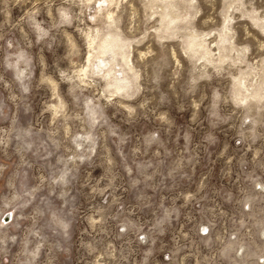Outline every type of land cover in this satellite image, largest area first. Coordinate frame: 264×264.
Returning <instances> with one entry per match:
<instances>
[{"label": "rangeland", "instance_id": "374dc122", "mask_svg": "<svg viewBox=\"0 0 264 264\" xmlns=\"http://www.w3.org/2000/svg\"><path fill=\"white\" fill-rule=\"evenodd\" d=\"M0 264H264V0H0Z\"/></svg>", "mask_w": 264, "mask_h": 264}, {"label": "bare ground", "instance_id": "6f19581e", "mask_svg": "<svg viewBox=\"0 0 264 264\" xmlns=\"http://www.w3.org/2000/svg\"><path fill=\"white\" fill-rule=\"evenodd\" d=\"M112 60V59H111ZM118 81V80H117ZM121 81V80H120ZM120 83V82H119Z\"/></svg>", "mask_w": 264, "mask_h": 264}]
</instances>
